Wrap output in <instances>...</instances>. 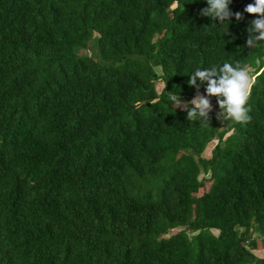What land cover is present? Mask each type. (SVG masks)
Listing matches in <instances>:
<instances>
[{"label":"trees","instance_id":"trees-1","mask_svg":"<svg viewBox=\"0 0 264 264\" xmlns=\"http://www.w3.org/2000/svg\"><path fill=\"white\" fill-rule=\"evenodd\" d=\"M249 3L220 25L206 0H0V264H264ZM224 62L255 76L250 121H188L170 95Z\"/></svg>","mask_w":264,"mask_h":264},{"label":"clouds","instance_id":"clouds-1","mask_svg":"<svg viewBox=\"0 0 264 264\" xmlns=\"http://www.w3.org/2000/svg\"><path fill=\"white\" fill-rule=\"evenodd\" d=\"M232 0H206L207 7L201 10L202 16L211 17L219 20L220 25H224L234 15L237 21L243 19L241 12L233 13L229 5ZM245 13L255 15L257 18L250 22L247 28L249 37L247 46L249 48L261 46L264 42V0H254L243 10ZM228 28V26H227ZM223 34H227V30ZM197 79L201 83L207 84L206 95L199 91ZM255 83V76L250 74L247 66L239 62L233 64L224 62L221 66L213 65L209 68L197 67L190 76L189 86L197 89L195 97L190 101H182L178 94L172 93L169 99L176 108L187 112L188 121L210 122V113L213 111L211 98L215 97L219 105L216 114L218 120H234L238 123L250 121L249 115L251 108L248 101L251 95L252 86Z\"/></svg>","mask_w":264,"mask_h":264},{"label":"rangeland","instance_id":"rangeland-1","mask_svg":"<svg viewBox=\"0 0 264 264\" xmlns=\"http://www.w3.org/2000/svg\"><path fill=\"white\" fill-rule=\"evenodd\" d=\"M87 54H89V55H94V51H92V50H89V51H87L86 52ZM156 88H157V90L158 91H161V89H162V84H158L157 86H156ZM200 93L201 94H203V95H206V91H200ZM212 108L214 109V111H215V113H217V110L215 109V107L212 105ZM214 144H216V141L213 143V145H210V147H211V149L213 148V146H214ZM209 147V148H210ZM208 154L210 155V152H208ZM204 173L202 172L201 173V175H200V178H202L204 175H203ZM254 254L257 256V257H259V258H264V249H258V250H255L254 251Z\"/></svg>","mask_w":264,"mask_h":264}]
</instances>
